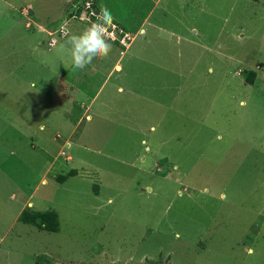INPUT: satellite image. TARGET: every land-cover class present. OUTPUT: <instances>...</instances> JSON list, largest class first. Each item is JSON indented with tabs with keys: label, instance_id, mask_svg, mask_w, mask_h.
<instances>
[{
	"label": "rangeland",
	"instance_id": "1",
	"mask_svg": "<svg viewBox=\"0 0 264 264\" xmlns=\"http://www.w3.org/2000/svg\"><path fill=\"white\" fill-rule=\"evenodd\" d=\"M82 1L0 0V264H264V0H87L131 40L73 92Z\"/></svg>",
	"mask_w": 264,
	"mask_h": 264
},
{
	"label": "clouds",
	"instance_id": "2",
	"mask_svg": "<svg viewBox=\"0 0 264 264\" xmlns=\"http://www.w3.org/2000/svg\"><path fill=\"white\" fill-rule=\"evenodd\" d=\"M110 10L101 6L98 18L79 33L72 34L64 47L70 48L72 64L75 69H83L93 60L107 58L112 51L108 29L113 23Z\"/></svg>",
	"mask_w": 264,
	"mask_h": 264
},
{
	"label": "crops",
	"instance_id": "3",
	"mask_svg": "<svg viewBox=\"0 0 264 264\" xmlns=\"http://www.w3.org/2000/svg\"><path fill=\"white\" fill-rule=\"evenodd\" d=\"M156 1V0H155ZM156 3V2H155ZM7 4V7H8V10H12L13 9V5H11V3H9V2H7L6 3ZM57 20V19H56ZM56 20H54V22H56ZM52 22H53V20H52ZM51 22V23H52ZM84 28V26L82 25V24H80L79 23V26H75V27H72V29L71 28H69L68 30L70 31V33H71V35L73 34V33H76V32H80L82 29ZM158 29H161L162 31H166V30H164L163 28H160V27H157ZM69 33V34H70ZM56 42L54 41L53 43H49V40L47 41V45L48 46H52L53 44H55ZM59 49V53L57 54L58 55V59L59 60H61V58L62 59H65V57H66V60H63V61H65V64L68 66V67H72V59H71V54H70V48H67V47H64L63 46V49H60V48H58ZM127 50V49H126ZM126 50H124V52L126 51ZM124 52H122V53H124ZM121 53V54H122ZM120 70V65H119V63H118V61L116 60V61H114V63L112 64V67H111V69L109 70V72H107V73H103V72H100V71H98L96 68H94L93 66H91V64H89V65H87L85 68H83V69H78V70H74L73 71V74L70 76V80H66L67 78H66V75L64 74V72L62 71V72H59V75L57 76V82H59V85H64V87L65 88H67V89H69V90H72L73 89V92L76 90L77 91V88L75 87V83H76V80H77V75L79 74V73H82V72H85L86 70H89L91 73L93 72V74H96V73H99L102 77L100 78V83L98 84V87H97V89H96V92L99 90V89H102V86L104 85V83L106 82V80H107V76H108V74L111 72V70ZM252 70H254L255 71V67H253V69ZM82 71V72H81ZM5 73V72H4ZM238 74H240L239 72H238ZM99 76V75H98ZM99 78V77H98ZM66 83H65V82ZM64 82V83H63ZM95 92V93H96ZM94 95L95 94H93V96H91L90 97V99L88 100V102H86L87 101V99H85V100H80V101H76V100H71V103H69V104H71V105H75L74 103L76 102H79V106L80 107H82L83 108V110H85L87 107H89L90 106V104H91V102L93 101V99H94ZM10 97V100L11 101H13V99L11 98V96H9ZM14 102V101H13ZM86 102V103H85ZM68 104V105H69ZM24 106V105H23ZM35 113V112H34ZM57 113H61L64 117H66V116H70L71 115V113H70V110L67 108L66 110H64V111H62V109H60ZM36 114V113H35ZM87 117V116H86ZM26 124H27V122H26ZM37 129L38 130H40V129H43V124H39L38 125V127H37Z\"/></svg>",
	"mask_w": 264,
	"mask_h": 264
},
{
	"label": "trees",
	"instance_id": "4",
	"mask_svg": "<svg viewBox=\"0 0 264 264\" xmlns=\"http://www.w3.org/2000/svg\"><path fill=\"white\" fill-rule=\"evenodd\" d=\"M80 9H81V5L79 3L76 9H73V14L77 15ZM113 22L117 23L114 20ZM122 28L126 30L124 27ZM241 75L245 83H248V84L253 83V79L255 76L254 70L252 69L242 70ZM72 173L73 171L70 170L69 173L67 174L70 175ZM57 180H60V179H57ZM17 220L22 223L34 225L37 228L43 229L46 231L54 232L58 230L57 214L53 210L37 211V210H28L26 208H23L17 215Z\"/></svg>",
	"mask_w": 264,
	"mask_h": 264
},
{
	"label": "built area",
	"instance_id": "5",
	"mask_svg": "<svg viewBox=\"0 0 264 264\" xmlns=\"http://www.w3.org/2000/svg\"><path fill=\"white\" fill-rule=\"evenodd\" d=\"M79 4V3H78ZM81 9L77 15L73 14L76 17H81V14L83 12V15L85 18L90 22H95L98 18V13H95L94 10L91 8L90 2L87 0H84L80 3ZM91 6V7H90ZM77 7L76 4L74 6ZM109 39L113 41H117L120 46L128 45V43L131 40V35H129V32L124 30L121 26H118L115 24V22L112 23V25L108 29Z\"/></svg>",
	"mask_w": 264,
	"mask_h": 264
}]
</instances>
